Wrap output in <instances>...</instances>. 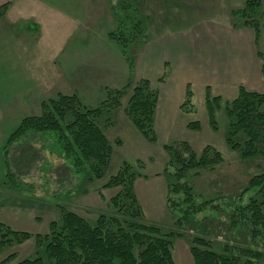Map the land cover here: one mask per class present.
I'll use <instances>...</instances> for the list:
<instances>
[{"label":"rangeland","instance_id":"rangeland-1","mask_svg":"<svg viewBox=\"0 0 264 264\" xmlns=\"http://www.w3.org/2000/svg\"><path fill=\"white\" fill-rule=\"evenodd\" d=\"M260 1L258 13L262 27L259 49L256 50L264 53V0ZM63 3L68 12L79 15L86 25L73 41L68 57L94 48V52L102 53L106 58H121V66L126 71L124 84L118 88L105 87L104 98L107 89H120L127 84L133 86L138 80L147 79L151 89L158 90L162 96L161 107L169 110L168 98L172 95L176 97L182 90V103L188 83L193 93L191 108L194 111L183 112L178 107L171 126L168 127L167 122L158 124L156 142L150 143L125 113L130 96V91H125L119 99V106L109 115H103L98 122L111 147L109 161L100 178L92 176L87 167L73 172L65 163L54 167L47 164L43 149L59 153L40 134L27 139L26 149L21 155L9 153L8 170L13 175H7L3 147L21 119L39 116L42 102L66 94L47 95L38 102L37 112L19 114L14 125L7 122L2 126L6 119L0 113V224L11 231L30 235L20 243L7 238V242L0 247V264H17L36 258H40L43 264H49L44 253L47 243L42 242L50 234L51 223L55 224L57 233L61 232V211L74 213L91 225H95L100 217H116L110 200L119 188L104 186L125 162L135 173L134 194L145 222L162 232L174 234L170 238L174 264H193L189 249L194 237L206 239L217 252L226 249L235 253L248 247L264 252V241L252 239L246 228L232 226L231 222L235 207L251 194L247 191L248 181L253 176L264 174V159L260 155L242 158L238 150L231 149L225 142L229 119L224 105L237 94L233 97L211 84L212 95L220 96L222 100L215 114L216 131L209 127L204 106V90L208 85L206 67L213 64L219 55L229 62L235 49L239 48L242 55H246L252 48L246 32L233 27L237 19L231 12L243 7L244 0H63ZM136 13L143 33L127 40L130 26L125 25L122 37L126 41L127 54L131 56L129 59L108 34L117 32L118 22L122 19L120 15L128 16L131 21ZM4 24L0 22V72L3 63L14 54L9 42L14 35L23 36L21 30L7 29ZM240 25L237 24L238 27ZM164 73L165 81L161 82ZM100 102H91L94 104L87 106L81 101L89 108L96 107ZM261 110L264 111V105ZM191 122H197L199 130L187 128ZM33 140L43 141V148L34 149ZM179 142H187L198 155L206 146H211L222 156V162L212 169L194 170L184 177L183 180L192 188L196 204L200 206L181 224L177 223L179 212H169L166 207L170 180L164 172L169 161L164 146ZM169 170L168 174L174 172L173 168ZM37 173L41 174L42 183L32 178ZM50 183L56 184L54 190L48 187ZM38 192L40 195H37ZM205 201L210 203L203 205ZM37 237L43 239L39 245Z\"/></svg>","mask_w":264,"mask_h":264},{"label":"trees","instance_id":"trees-1","mask_svg":"<svg viewBox=\"0 0 264 264\" xmlns=\"http://www.w3.org/2000/svg\"><path fill=\"white\" fill-rule=\"evenodd\" d=\"M260 0H244V5L231 12L237 20L234 28H249L253 32L254 45L258 48L262 24L258 13ZM9 4L0 6V18L5 16ZM120 19L117 32H110L109 38L126 51L125 25L130 26L127 40L143 33L141 22L133 14ZM130 23L126 24V23ZM241 25L238 27L237 24ZM261 61V73L264 77V53L256 50ZM130 59V55L127 54ZM166 74L160 78L165 81ZM130 91L125 113L132 125L148 142H156L154 131V113L158 100L157 91L151 89L146 79L127 84L120 89H107L106 96L96 107L84 106L76 95H57L55 99L42 102L39 116H28L21 119L8 137L4 147V163L7 175L9 153L22 154L26 149L27 139L40 134L49 141L59 154H63L65 165L73 172L87 167L95 178H100L111 155L110 144L99 126V119L109 115L119 106V99ZM193 93L190 85L185 87L183 102L179 109L183 112L194 111ZM222 102L220 96L212 95L209 86L204 90V106L209 127L216 131L215 114ZM264 92L249 91L243 86L237 89V95L225 103L224 112L229 119L225 142L234 150H238L242 158L260 155L264 159ZM191 130H199L197 122L187 124ZM169 156L165 167L166 177L170 180L167 186L166 207L169 212L177 210L180 214L178 224L186 222L199 209L194 200V193L184 177L191 171L202 168L212 169L222 162L221 154L206 146L198 155L187 142L164 146ZM170 168L174 172L168 174ZM135 173L126 162L117 173L108 179L105 188H119V192L110 200L117 216L100 217L95 225L86 219L61 211V232L57 233L55 224H50V234L39 242L47 243L44 253L49 264H174L172 260L173 233H165L154 225L146 223L134 194ZM251 192L245 202L240 201L235 207L232 226L241 225L249 231L254 240L264 241V174L253 176L247 184ZM210 202L205 201L204 204ZM30 235L14 232L0 224V247L10 238L20 243ZM190 254L193 264H264V252L253 248H240L237 252L224 250L217 252L209 242L194 237L190 242ZM236 251V250H235ZM17 264H43L40 258L23 260Z\"/></svg>","mask_w":264,"mask_h":264},{"label":"crops","instance_id":"crops-1","mask_svg":"<svg viewBox=\"0 0 264 264\" xmlns=\"http://www.w3.org/2000/svg\"><path fill=\"white\" fill-rule=\"evenodd\" d=\"M6 3L9 6L1 20L5 23L3 27L21 30L23 36L9 38H12L9 43H12L14 54L3 63L0 72V113L6 119L2 126L7 122L14 125L19 114L37 112L38 102L52 93L76 95L85 105L92 106L91 102L104 98L105 87L118 88L124 84L126 71L118 55L119 59L106 58L93 48L67 56L73 41L86 25L79 15L68 12L63 0H0V6ZM236 30L246 32L247 39L252 42L251 50L242 55L239 48L235 49L229 62L221 55L214 59L205 69L207 86L212 89L211 84H215L220 92H229L233 97L240 85L262 93L264 77L261 61L256 56L253 32L249 28ZM156 91L155 132L158 124L167 122L168 127L171 126L182 100L181 90L176 97L168 98L170 108L166 110L162 108V96Z\"/></svg>","mask_w":264,"mask_h":264},{"label":"clouds","instance_id":"clouds-1","mask_svg":"<svg viewBox=\"0 0 264 264\" xmlns=\"http://www.w3.org/2000/svg\"><path fill=\"white\" fill-rule=\"evenodd\" d=\"M32 146L34 149L37 150H41L43 148V141L40 140H33L31 141ZM43 155L45 157V161L47 164L51 165V166H56L59 165L61 163H64V157L63 154H57L56 152L50 151L49 149H43ZM41 174L37 173L34 177H32L35 182L37 183H42V180L40 179ZM73 179H75V177H73ZM48 187L50 189H55L56 188V184L55 183H50L48 185ZM37 195H40V193L38 192Z\"/></svg>","mask_w":264,"mask_h":264}]
</instances>
